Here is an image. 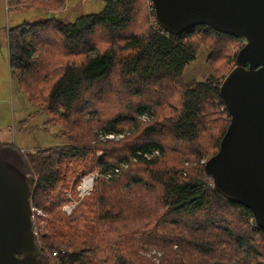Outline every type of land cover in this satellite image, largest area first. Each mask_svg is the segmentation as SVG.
<instances>
[{"label": "trees", "instance_id": "16d2710c", "mask_svg": "<svg viewBox=\"0 0 264 264\" xmlns=\"http://www.w3.org/2000/svg\"><path fill=\"white\" fill-rule=\"evenodd\" d=\"M137 2L139 0H105L98 13L81 15L72 21L53 17L34 24L22 23L9 29L6 34L9 71L16 76L18 85L23 83L25 93L30 88L25 85L27 79L19 74L35 69L32 58L34 46L39 45L47 28L56 34L61 48L69 56L94 52L89 44H92V36L98 31L107 33L111 45L124 43L118 47L126 52L119 83L130 86L133 84L131 82H137L128 91V97L133 95L138 99L140 91L135 89L136 86L148 89L164 78L172 81L180 79L183 84L179 111L166 123L150 121L138 126V118L144 114L151 116L152 113L146 106L136 103L126 110V116L119 115L105 121L104 126L100 127L104 131L102 136L105 133L124 132L121 129L122 121L129 124V129L139 130L136 134L139 139L126 148V155L118 151L119 147L110 148L108 143L111 141L99 140L94 144L87 142L47 149L37 164L33 162L31 166L36 171L37 182L35 186L30 185V179L27 182L33 188L32 205L43 214L36 217L37 221L46 223V232L37 239L41 250L38 258L42 264H48L49 256L55 252L54 264H156L141 254L148 249L161 251L162 256L157 264H206L214 258L233 263L237 259L220 247L228 243L237 250L249 249L252 238L250 235L247 240L249 232L261 236L264 249L263 230H250L244 223L243 228L237 229L235 234L228 220L231 209L241 211L244 219H252V213L246 207L221 198L208 185L212 182L205 176L203 166L184 173L186 171L177 165H161L168 151L167 138L177 144L193 145L199 141L202 132L210 131L213 132L212 137L214 134L216 137L206 159L217 153L218 144L229 124V119H218L222 115L229 117L218 92L225 77L218 79V68H230L235 64L237 53L228 57L229 52L224 49L222 53L227 55L225 62L222 61V54L213 56L215 58L206 64L209 76L203 81L185 80L184 71L200 51L201 47L196 49L190 41L198 29H207L202 37L213 34L218 39H238L204 26L190 28L178 35L163 34L152 27L126 35L127 29L134 28L133 15ZM116 56L114 48L105 49L85 56V62L79 66L70 64L63 68V73L50 85L47 109L54 106L65 109L69 118L81 114L78 108L74 110V105L84 100L81 97L87 88L107 80L116 68ZM220 109L223 111L219 112ZM80 120L78 118L77 124ZM217 122L222 124L217 127ZM85 130L79 129L76 136L83 137ZM119 143L120 140L115 145ZM4 146L0 144L1 149ZM96 150H102L104 156L101 159H94ZM90 155V162L82 164L88 172L85 174H99L93 181L92 192L73 215L63 217L60 210L67 203L64 194L68 185H64V182L69 169H60L62 163L84 161ZM120 158H124L125 163L137 162L151 172L148 177L129 174L130 171L121 174L122 168L118 165ZM13 165L27 177V171L17 163ZM109 167L117 172L108 175ZM240 222L239 219L235 223L237 227L241 225Z\"/></svg>", "mask_w": 264, "mask_h": 264}, {"label": "rangeland", "instance_id": "374dc122", "mask_svg": "<svg viewBox=\"0 0 264 264\" xmlns=\"http://www.w3.org/2000/svg\"><path fill=\"white\" fill-rule=\"evenodd\" d=\"M104 1L105 0H16V2H18L17 4H21V6L12 9L11 7L13 5L11 0H0V144L5 145L4 149L0 148V159L9 163L11 162V164L17 163L23 170L27 171L26 175L28 178L26 177V179H30L29 183L31 186H35L37 182L36 171L31 165L33 162L37 164L42 153L47 149L70 147L71 145H81L87 142L94 144L99 140L100 142L109 140L111 141L108 143L110 148L119 147L117 148L119 149L118 151L126 155V148L132 143H136L139 139L136 135L139 133V130L129 129V124L122 121L121 129L124 132L119 134L105 133V135L102 136L104 131L101 130L100 127L104 126L105 121L108 122L119 115L126 116L128 114L126 110H129L128 108L130 106L141 103L140 105L142 107L146 106L149 108L148 111L152 113L151 116L150 114H144L138 118V121H136L137 117L134 114L135 118H133L138 126L149 123L150 121H158L161 124L166 123L170 117L174 116L179 111L183 89V84L180 79L172 81L171 79L164 78L159 80L158 83L152 84L148 89L138 88V86H136L135 89H139L140 91L138 92L139 98L135 99L133 95H129L130 97H128V91H130L131 87L137 85V82H131L133 84L130 86L127 84L123 86V84L119 83L120 74L122 72L121 68L123 63L126 62L123 57L126 52L120 51L118 47L119 45H124V43L109 44V40H107L109 36L103 31H98L94 37L92 36V44L89 45L93 48L94 52H89L84 55H93L94 53L103 52L105 49L114 48V50L117 51L116 68L113 69L105 82L94 83L93 86L86 89L81 97V99L84 98V100L74 105V110L78 108L82 111L80 112L81 114H74L69 118L66 116L67 113L65 109H58L60 107L57 106L51 108V111L47 109V98L49 97V91H51L50 85H52L59 75L63 73H61L62 69L70 64L79 66L85 62L86 59L84 55H67L61 48L56 34L49 28L43 32L44 34L39 45L34 46L32 58L33 61H35V69L30 73H24L23 75L19 74L20 77H25L27 79L25 85H28L27 87H29L30 90L25 93L22 90L23 83L18 85L16 76L10 74L7 61L8 49L6 48V34L8 29L22 21L34 24L43 20L31 19V14L27 13L28 11H34L37 10L35 8L44 7L47 12L49 11L55 14L54 16L56 19L72 21L74 18H78V16L81 15L98 13L101 11ZM150 2V0H139V2H137L138 4L134 11L135 14L133 15L134 28L127 29L126 35L132 32L138 33L151 27V29H156L158 32L162 30L155 24ZM57 15L61 16L59 17ZM142 22L145 24L142 25ZM206 32V28H202L201 30L198 29L190 40L196 46V49H198V46L201 48L195 61L186 66L184 71L185 80L203 81L209 76L206 64L210 62L211 58H215L213 56H220L222 54V56H224L222 61L225 62L227 55L231 57V55L237 53L245 43L243 42L244 40L239 39L235 41L223 38L218 39L213 36V34L210 36L206 34L205 37H202ZM218 47H220L219 51L216 52ZM224 49L227 50L229 54L223 55L222 52ZM234 65L235 64L225 69L218 68L220 74L217 76L218 79L226 76L229 73L226 72L229 69L231 70ZM214 108L217 109L216 106ZM222 111L223 109L219 110V112ZM71 114L73 113H70V115ZM78 118L81 120L80 123L77 124ZM218 119H220V121H228L229 118L222 115ZM221 124V122H217L216 126L219 127ZM81 128H86L84 136H76V133ZM211 133L213 132H202L199 141L193 145L177 144L167 138L166 143L168 144V151L161 160V165H177L178 168L186 171L184 173H190L195 171L198 167L204 166L207 156L211 153L210 150L214 143L213 140H215L216 137L215 134L212 137ZM119 140L120 143L118 146L115 145ZM95 153L94 159L96 158V160L104 156L102 150H96ZM92 155L84 159V161L73 160L62 163L63 165L60 169L64 167H68L69 169L67 171L68 176L65 177L66 181L64 182V185H68V189L64 194L67 203H64L60 210L63 217L69 218L73 215V212L81 205V202L92 192L91 189H93V185L90 192L86 194L81 195L79 190L81 189L84 177L90 178V176H96L97 179L99 175L97 172L85 174L88 172L83 167V164L85 162L89 163L92 159ZM197 155L200 157H197ZM197 158L200 159L199 162ZM123 160L125 159L120 158L118 163L119 167L122 168L121 174L130 171L129 174L136 173V175L148 177V174L151 172L148 168H145L137 162L131 161L130 163H125ZM112 169L113 168L109 167L108 175L117 172V170L112 171ZM129 174L127 175L129 176ZM108 175H106L107 178L110 177ZM84 183L81 190L86 192L88 189L85 188L84 190ZM32 191L33 188L30 191V203L34 215L32 219L33 232L35 233L37 242V239L46 232V223L44 221H37L36 217L43 216V214L32 205ZM67 207H69V210H64ZM231 211L232 214L229 216L228 220L235 234L237 233V229L243 228L244 223H246V227H249L250 230L255 231L258 229L257 226L255 227L254 225V218L244 219V215L241 211L236 209H231ZM239 219L241 220V225L237 227L235 223ZM240 234H243V232ZM250 235L252 238L249 249L237 250L228 243L220 247V249L228 251L232 258L237 259L233 263L227 260L214 258L210 259L206 264H264V249L261 236L252 235V233L249 232L246 235L247 240L250 239ZM141 254L151 259V261L156 264L159 263V259L162 256L161 251L156 249H148Z\"/></svg>", "mask_w": 264, "mask_h": 264}, {"label": "water", "instance_id": "95a60500", "mask_svg": "<svg viewBox=\"0 0 264 264\" xmlns=\"http://www.w3.org/2000/svg\"><path fill=\"white\" fill-rule=\"evenodd\" d=\"M150 1L155 24L169 34L204 26L245 42L219 87L230 120L203 172L264 231V0ZM25 178L0 159V264H42Z\"/></svg>", "mask_w": 264, "mask_h": 264}, {"label": "crops", "instance_id": "0c3cea01", "mask_svg": "<svg viewBox=\"0 0 264 264\" xmlns=\"http://www.w3.org/2000/svg\"><path fill=\"white\" fill-rule=\"evenodd\" d=\"M11 1H12V5H13L11 7L12 9H15L16 7L21 6V4H17L18 2H16V0H11ZM35 9H37V10H34V11L32 10V11H28L27 12V13L31 14V19H40V20L43 19V20H41V22H44V21H48L49 19H51L53 17L55 18V16H54L55 14H53V13H51L49 11L47 12L45 10L46 8H44V7L43 8H35ZM57 16H59V15H57ZM22 23H25V22L22 21L21 23L16 24L14 27H16L17 25H20ZM9 29H11V28H9Z\"/></svg>", "mask_w": 264, "mask_h": 264}, {"label": "built area", "instance_id": "2783aa9c", "mask_svg": "<svg viewBox=\"0 0 264 264\" xmlns=\"http://www.w3.org/2000/svg\"><path fill=\"white\" fill-rule=\"evenodd\" d=\"M152 13H153V11H152ZM161 32L163 33V34H165L166 32L165 31H163V30H161ZM169 35V34H168ZM91 177V179H92V184H91V187H90V189L92 188V185H93V181L96 179V176H90ZM89 177H84V179L82 180V184H81V187H82V185H83V183L88 179ZM209 185H211V184H209ZM212 186V185H211ZM90 189H88L85 193H83V194H86L87 192H90ZM80 190V189H79ZM80 194H81V190H80ZM83 194H81V195H83ZM64 210H69V207H67V208H65ZM33 217H34V215H33V212H32V219H33ZM255 225V227H256V224H254ZM55 256H57V253L55 252V253H52V255L51 256H49L50 258H49V261H48V264H54V262H53V258H55Z\"/></svg>", "mask_w": 264, "mask_h": 264}, {"label": "bare ground", "instance_id": "6f19581e", "mask_svg": "<svg viewBox=\"0 0 264 264\" xmlns=\"http://www.w3.org/2000/svg\"><path fill=\"white\" fill-rule=\"evenodd\" d=\"M91 184H92V179H91V177H90V178H88V179L85 181V183H84V190H85V188H86V189H90ZM81 189H82V187H81ZM81 189H80V190H81ZM83 193H85V192H83V190H81V194H83Z\"/></svg>", "mask_w": 264, "mask_h": 264}, {"label": "flooded vegetation", "instance_id": "af4514ba", "mask_svg": "<svg viewBox=\"0 0 264 264\" xmlns=\"http://www.w3.org/2000/svg\"><path fill=\"white\" fill-rule=\"evenodd\" d=\"M244 42V41H243Z\"/></svg>", "mask_w": 264, "mask_h": 264}]
</instances>
